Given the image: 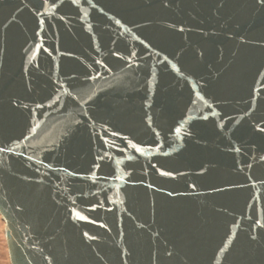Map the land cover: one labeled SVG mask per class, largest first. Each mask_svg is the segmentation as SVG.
<instances>
[{"label": "water", "instance_id": "1", "mask_svg": "<svg viewBox=\"0 0 264 264\" xmlns=\"http://www.w3.org/2000/svg\"><path fill=\"white\" fill-rule=\"evenodd\" d=\"M10 264H264V0H0Z\"/></svg>", "mask_w": 264, "mask_h": 264}, {"label": "rangeland", "instance_id": "2", "mask_svg": "<svg viewBox=\"0 0 264 264\" xmlns=\"http://www.w3.org/2000/svg\"><path fill=\"white\" fill-rule=\"evenodd\" d=\"M0 264H10L4 233V223L0 218Z\"/></svg>", "mask_w": 264, "mask_h": 264}, {"label": "bare ground", "instance_id": "3", "mask_svg": "<svg viewBox=\"0 0 264 264\" xmlns=\"http://www.w3.org/2000/svg\"><path fill=\"white\" fill-rule=\"evenodd\" d=\"M0 218H1V216H0ZM4 223V222H3ZM4 228H5V223H4ZM5 233V232H4ZM7 251H8V249H7Z\"/></svg>", "mask_w": 264, "mask_h": 264}]
</instances>
